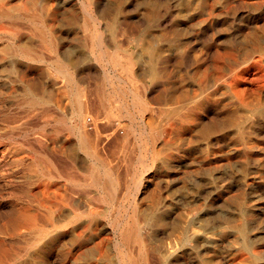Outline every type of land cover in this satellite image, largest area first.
I'll return each mask as SVG.
<instances>
[{"label":"rangeland","instance_id":"374dc122","mask_svg":"<svg viewBox=\"0 0 264 264\" xmlns=\"http://www.w3.org/2000/svg\"><path fill=\"white\" fill-rule=\"evenodd\" d=\"M27 1L37 3L35 9ZM27 1L0 0V8L3 11L10 9L8 12L14 20L22 17L16 20L19 28L10 26L11 19H0V46L4 47H0V230L4 228V232L0 231L3 242L0 241V252L3 246H9L6 264H71L72 261L73 264H94L98 256L95 246L100 243L107 256L105 264H113L115 236L109 223L115 209L127 217L125 224L129 222L131 211L136 210V225L144 240L146 264H194L196 261V264H264V54L258 58L256 53L264 51V0H195L189 5L186 0H102L104 3L95 0L97 4L92 5V10L97 12H94L96 22H99L96 26L88 22L76 0H57L60 4L56 0ZM93 1L86 0L87 4ZM34 11L38 17L42 15L43 27L46 25L43 37L28 20L36 15ZM71 12L77 13L78 20L70 18ZM96 40L100 41V48ZM21 44H34L27 56L19 49ZM248 56L258 60L255 67L249 69L252 71L236 68L235 62H242ZM61 66L66 72L59 69ZM255 70L260 73L255 74ZM107 77H111L110 81ZM215 79L219 80L218 86L208 89ZM76 99L83 105L81 118L72 115ZM28 106L32 108H26ZM28 112L33 113L29 115ZM88 118L93 122L92 129L87 124ZM80 134L86 136V146ZM91 150L100 157L89 155ZM45 154L52 160L51 168L56 173L50 172V175L43 170ZM13 159L18 163L15 164ZM90 168H95L96 181L88 172ZM211 173L213 175L209 176ZM31 177L40 178L50 185L51 191L65 196L53 198L54 203L61 202L53 203V206L70 208L77 205L81 210L90 207L101 211L106 218L102 217L98 220L99 225L93 224L85 231L82 239L78 236L83 231L81 226L86 222L85 217L62 230L66 234L56 233L58 240L46 249L45 245L31 247L30 237L34 232L21 207L27 204L31 211L45 212L37 201L30 202L26 194ZM108 181L116 185L112 197H108L102 187ZM196 224L202 226L197 228ZM191 228L202 231L199 232L201 239L188 234L193 231ZM146 238L152 239L147 241ZM25 244L28 246L23 249ZM133 250L136 253V246Z\"/></svg>","mask_w":264,"mask_h":264},{"label":"bare ground","instance_id":"6f19581e","mask_svg":"<svg viewBox=\"0 0 264 264\" xmlns=\"http://www.w3.org/2000/svg\"><path fill=\"white\" fill-rule=\"evenodd\" d=\"M18 1V0H17ZM27 1V0H26ZM31 1V0H30ZM54 1V0H53ZM78 3H80V5H81V7H82V9H83V11L82 12H84V14H85V16H86V18H88L87 20H88V22L90 21V24H92L93 26L95 25L96 26V24H98L99 22H96L97 21V16H95L94 14V12H96V11H94L93 12V10H92V5H95V4H97V1H93V2H91L90 4H87V2H86V0H76ZM100 1H102V0H100ZM113 1V0H112ZM117 1V0H116ZM122 1H124V0H122ZM141 1V0H140ZM182 1V0H181ZM195 0H186V4L187 5H189V4H192L193 2H194ZM210 1H212V0H210ZM230 1V0H229ZM259 1V0H258ZM2 2V1H1ZM21 2H23V1H21ZM27 2H29V1H27ZM52 2V1H51ZM50 2V3H51ZM56 2H58L57 0H56ZM70 2V1H69ZM69 2H67V3H69ZM72 2V1H71ZM103 2V1H102ZM133 2V1H132ZM158 2V1H157ZM164 2V1H163ZM236 2V1H235ZM15 3V2H14ZM46 3H47V1H46ZM50 3H48V5H50ZM59 4H60V1L58 2ZM66 3V4H67ZM101 3V2H100ZM104 3V2H103ZM126 3V2H125ZM130 3V2H129ZM152 3V2H151ZM183 3V2H182ZM185 3V2H184ZM183 3V4H184ZM236 3H238V2H236ZM249 3H251V2H249ZM4 4H6V3H4ZM8 4V3H7ZM6 4V5H7ZM20 4V3H19ZM26 4V3H25ZM29 4H31L32 5V7L34 8V6L36 7L37 6V3H35V2H29ZM38 4H40V3H38ZM42 4V3H41ZM55 4V3H54ZM53 4V5H54ZM72 4V3H71ZM75 4V3H74ZM110 4V3H109ZM123 5H124V3H122ZM127 4V3H126ZM131 4V3H130ZM152 4H154V3H152ZM160 4V3H159ZM162 4V3H161ZM234 4V3H233ZM247 4V3H246ZM254 4V3H253ZM260 4H261V1H260ZM259 4V5H260ZM9 5V4H8ZM12 5V4H11ZM47 5V4H46ZM57 5V4H56ZM64 5V4H63ZM70 5V4H69ZM101 5V4H100ZM106 5V4H105ZM128 5V4H127ZM126 5V6H127ZM133 5V4H132ZM164 5V4H163ZM163 5H161V6H163ZM186 5V6H187ZM210 5H211V3H210ZM258 5V4H257ZM20 6H22L21 4H20ZM51 6H52V3H51ZM72 6V5H71ZM156 6V5H155ZM212 6V5H211ZM211 6H210V8H211ZM263 6V5H262ZM261 6V7H262ZM1 7V6H0ZM6 7H8V6H6ZM18 7V6H17ZM75 7H76V5H75ZM158 7V6H157ZM183 7H185L184 5H183ZM218 7H219V5H218ZM52 8V7H51ZM50 8V9H51ZM61 8V7H60ZM68 8H70V6L68 7ZM67 8V9H68ZM73 8V7H72ZM103 8V7H102ZM159 8V7H158ZM163 8H165V7H163ZM207 8V7H206ZM214 8H216V6L214 7ZM15 9V8H14ZM21 9V8H20ZM35 9V8H34ZM65 9L66 8H64V11H65ZM74 9V8H73ZM99 9V8H98ZM185 9H187V8H185ZM8 10V9H7ZM10 10V9H9ZM8 10V11H9ZM16 10H17V8H16ZM24 10V9H23ZM52 10V9H51ZM54 10V9H53ZM75 10H76V8H75ZM79 10V9H78ZM96 10H97V8H96ZM105 10V9H104ZM146 10V9H145ZM159 10H162V8L161 9H159ZM179 10H181V9H179ZM216 10V9H215ZM240 10V9H239ZM8 11H3V9H1L0 8V19H3V18H8V19H11L12 20V22H11V25L10 26H13V27H18V25H17V23H16V20H19V19H22V17H19V15H17L19 18H17V19H15L14 20V17H13V15L11 14V13H9ZM13 11V10H12ZM21 11V10H20ZM144 11V10H143ZM142 11V12H143ZM158 11V10H157ZM164 11V10H163ZM183 11V10H182ZM181 11V12H182ZM213 11V10H212ZM262 11V10H261ZM19 12V11H18ZM52 12V11H51ZM101 12H103V11H101ZM107 12V11H106ZM146 12H148L147 10H146ZM165 12V11H164ZM180 12V11H179ZM20 13V12H19ZM59 13V12H58ZM61 13V12H60ZM80 13V12H79ZM97 13V12H96ZM108 13V12H107ZM124 13V12H123ZM130 13V12H129ZM158 13V12H157ZM185 13V12H184ZM187 13V12H186ZM220 13V12H219ZM218 13V14H219ZM243 13H245V12H243ZM34 14H36L35 13V11H34ZM48 14V13H47ZM109 14V13H108ZM143 14V13H142ZM145 14V13H144ZM147 14V13H146ZM182 14H183V12H182ZM195 14V13H194ZM70 18H72V20H78L77 19V13L76 12H71L70 14ZM100 16H102L101 15V13L99 14ZM135 15V14H134ZM138 15V14H137ZM177 15V14H176ZM192 15V14H191ZM241 15V14H240ZM257 15V14H256ZM263 15V14H262ZM42 16V15H41ZM41 16H37V14L36 15H32V16H30V18L28 19L32 24H33V26H34V28L36 29V31H38L39 33H40V35L43 37V28L46 26H44L43 27V19H41L40 17ZM79 16V15H78ZM99 16V17H100ZM136 16V15H135ZM188 16V15H187ZM242 16V15H241ZM245 16V15H244ZM54 18L53 19H55V17L56 16H53ZM80 17V16H79ZM82 17V16H81ZM98 17V18H99ZM106 17H108V16H106ZM128 17V16H127ZM189 17V16H188ZM251 17H254V16H251ZM264 17V16H263ZM24 18V17H23ZM47 18V17H46ZM59 18V17H58ZM57 18V19H58ZM65 18V17H64ZM68 18V17H67ZM196 18H198V17H196ZM245 18V17H244ZM249 18V17H248ZM107 19V18H106ZM162 19H163V17H162ZM24 20V19H23ZM64 20V19H63ZM63 20H59V21H62V22H65V21H63ZM66 20V19H65ZM100 21H101V19H99ZM138 20V19H137ZM218 20H222V19H218ZM257 20V19H256ZM9 21V20H8ZM53 21V20H52ZM67 21H68V19H67ZM106 21V20H105ZM169 21V20H168ZM181 21V20H180ZM183 21V20H182ZM184 21H186V20H184ZM189 21V20H188ZM215 21V20H214ZM69 22H70V20H69ZM68 22V23H69ZM172 22V21H171ZM176 22V21H175ZM190 22V21H189ZM188 22V23H189ZM195 22V21H194ZM197 22V21H196ZM244 22V21H243ZM249 22V21H248ZM5 23V22H4ZM4 23H3V25H4ZM20 23V22H19ZM47 23H50V22H47ZM80 23H81V21H80ZM83 23V22H82ZM102 23V22H101ZM159 23V22H158ZM218 23H219V21H218ZM218 23H217V25H218ZM45 24V23H44ZM53 24V23H52ZM106 24V23H105ZM105 24H104V26H105ZM167 24H168V22H167ZM178 24V23H177ZM185 24H187V23H185ZM190 24V23H189ZM191 24H192V22H191ZM203 24H205V23H203ZM209 24V23H208ZM223 24H224V22H223ZM222 24V25H223ZM248 24V23H247ZM251 24H252V20H251ZM21 25V24H20ZM31 25V24H30ZM101 25V24H100ZM170 25V24H169ZM174 25V24H173ZM212 25V24H211ZM216 25V24H215ZM5 26H6V24H5ZM8 26V25H7ZM58 26H60V25H58ZM87 26V25H86ZM106 26H107V24H106ZM108 26H109V24H108ZM150 26V25H149ZM161 26V25H160ZM177 26V25H176ZM180 26V25H179ZM221 26V25H220ZM224 26V25H223ZM225 26H227V25H225ZM244 26H246V25H244ZM250 26V25H249ZM251 26H253V25H251ZM0 27H2V25H0ZM4 27V26H3ZM55 27H57V26H55ZM113 27V26H112ZM115 27V26H114ZM202 27V26H201ZM205 27V26H204ZM5 28V27H4ZM19 28V27H18ZM21 28V27H20ZM51 28V27H50ZM86 28V27H85ZM94 28V27H93ZM106 28V27H105ZM181 28V27H180ZM197 28H198V26H197ZM208 28V27H207ZM212 28V27H211ZM217 28V27H216ZM240 28V27H239ZM6 29H7V27H6ZM95 29V28H94ZM106 29H108V28H106ZM203 29V28H202ZM206 29V28H205ZM209 29V28H208ZM242 29V28H241ZM246 29V28H245ZM10 30V29H9ZM104 30V29H103ZM146 30V29H145ZM247 30V29H246ZM6 31V30H5ZM27 31V30H26ZM63 31V30H62ZM88 31V30H87ZM100 31V30H99ZM105 31H107V30H105ZM192 31V30H191ZM210 31V30H209ZM235 31V30H234ZM60 32V31H59ZM176 32V31H175ZM245 32V31H244ZM246 32H248V31H246ZM4 33V32H3ZM32 32H30V34H31ZM72 33H74V31H72ZM100 33V32H99ZM106 33V32H105ZM123 33V32H122ZM162 33H164L163 31H162ZM191 33V32H190ZM207 33V32H206ZM1 34V33H0ZM7 34V33H6ZM12 34V33H11ZM14 34V33H13ZM16 34V33H15ZM175 34H177V33H175ZM174 34V35H175ZM197 34V33H196ZM199 35V34H198ZM260 36H262L261 34H259ZM14 36V35H13ZM16 36H19L18 34L16 35ZM48 36V35H47ZM259 36V37H260ZM6 37V36H5ZM11 37V36H10ZM256 37V36H255ZM16 38V37H15ZM263 38V37H262ZM47 39H49L48 37H47ZM95 39H96V37H95ZM13 40V39H12ZM23 40V42H25L24 41V38L22 39ZM33 40V39H32ZM195 40H196V38H195ZM27 41L28 42H30L29 41V39H27ZM185 41H186V39H185ZM13 42H15V40L13 41ZM20 42V41H19ZM19 42H18V44H19ZM59 42V41H58ZM57 42V43H58ZM21 43V42H20ZM38 43V42H37ZM6 44V43H5ZM8 44V43H7ZM39 44V43H38ZM47 44H49V43H47ZM54 44V43H53ZM101 43H100V41H98V40H96V45H97V47H101V45H100ZM141 44V43H140ZM234 44V43H233ZM237 44V43H236ZM1 45V44H0ZM31 45V44H30ZM34 45V44H33ZM33 45H31V46H29V44L28 45H26V44H21L20 45V50H21V52L22 53H26V56H27V53L31 50V49H33L32 48V46ZM36 46H37V44H36ZM36 46H34L35 48H36ZM41 46V45H40ZM53 46V45H52ZM1 47V46H0ZM48 47H49V45H48ZM55 47V46H54ZM1 48H4V47H1ZM38 48V47H37ZM36 48V49H37ZM40 48H42V47H40ZM50 48V47H49ZM229 48V47H228ZM48 49V48H47ZM230 49V48H229ZM231 50V49H230ZM233 50V49H232ZM257 50V49H256ZM8 51V50H7ZM14 51V50H13ZM44 51V50H43ZM6 52V51H5ZM9 52H10V50H9ZM143 53V52H142ZM223 53V52H222ZM257 53V55H258V58H261L262 57V55L264 54V51L262 52L261 50H258V52H256ZM6 54V53H5ZM10 54L12 55L13 53H11L10 52ZM152 54H153V52H152ZM253 54V53H252ZM224 55H225V53H224ZM255 55V54H254ZM13 56V55H12ZM110 56H112V55H110ZM215 56H216V54H215ZM215 56H214V58H215ZM225 56H227V55H225ZM13 57H15V56H13ZM101 57H102V55H101ZM231 57H232V55H231ZM243 57V56H242ZM242 57H240V58H242ZM112 58V57H111ZM171 58V57H170ZM223 58V57H222ZM225 58V57H224ZM21 59V58H20ZM106 59V58H105ZM104 59V60H105ZM114 60V59H113ZM18 61H20V60H18ZM110 61H112V60H110ZM212 61V60H211ZM214 61V60H213ZM107 62V61H106ZM257 62H258V60L256 61V58L254 57V56H248L244 61H242V62H235L236 64V68L238 67V68H241L242 69V67H244L243 68V71H247V70H249V69H251V68H253V67H255V65L257 64ZM116 64V63H115ZM119 64V63H118ZM233 64V63H232ZM231 64V65H232ZM215 65V64H214ZM264 65V64H263ZM217 66V65H216ZM215 66V67H216ZM221 66H223V65H221ZM128 67V66H127ZM212 67H213V63H212ZM200 68V67H199ZM203 68V67H202ZM223 68H225L224 66H223ZM59 69L61 70V71H63V72H66L65 71V69H64V67L63 66H61V67H59ZM58 69V70H59ZM132 69V68H131ZM210 69V68H209ZM226 69V68H225ZM202 70H205V69H202ZM235 70V69H234ZM259 70V69H258ZM129 71V75L131 74L130 73V69L128 70ZM238 71V70H237ZM236 71V72H237ZM241 71V70H240ZM250 71V70H249ZM252 71V70H251ZM250 71V72H251ZM217 72V71H216ZM226 72V71H225ZM255 72V74H258V73H260V72H258V73H256V70L254 71ZM262 72V71H261ZM202 73V72H201ZM211 73H213V74H215L214 72H212L211 71ZM210 73V74H211ZM219 73V72H218ZM218 73H217V75H218ZM227 74V73H226ZM232 74V73H231ZM234 74V73H233ZM247 74H249V73H247ZM216 75V76H217ZM241 75V74H240ZM253 75H254V73H253ZM73 76H74V74H73ZM108 76V75H107ZM111 76H113V75H111ZM116 76V75H115ZM231 76V75H230ZM261 76V75H260ZM76 77V76H75ZM218 77V76H217ZM223 77V76H222ZM261 77H263V76H261ZM108 78V77H107ZM106 78V79H107ZM111 78V77H110ZM110 78H108V81H110ZM214 78H216V77H214ZM227 78V77H226ZM228 78H230V77H228ZM243 80H244V77H241ZM250 78H251V76H250ZM115 79H117V78H115ZM212 79V78H211ZM223 79V78H222ZM252 79V78H251ZM258 79V78H257ZM256 79V80H257ZM227 80V79H226ZM229 80V79H228ZM255 80V83H257V81ZM222 81V80H221ZM220 81V82H221ZM223 81H224V79H223ZM234 81V80H233ZM246 81V80H245ZM247 81H248V79H247ZM252 81V80H251ZM115 82V81H114ZM113 82V83H114ZM203 83H204V81H202ZM242 82V81H241ZM249 82V81H248ZM259 82V81H258ZM261 82V81H260ZM238 83V82H237ZM236 83V84H237ZM250 83H252V82H250ZM255 83L253 84V85H255ZM76 84V83H75ZM120 84V83H119ZM196 84V83H195ZM194 84V85H195ZM218 84H219V80H212V82H210V84H209V87H208V89H210V88H214V87H216V86H218ZM73 85V84H72ZM112 85V84H111ZM113 85H115V84H113ZM197 85V84H196ZM110 86V85H109ZM122 86V85H121ZM228 86V85H227ZM256 86V85H255ZM75 87V86H74ZM118 87V86H117ZM116 87V88H117ZM196 87V86H195ZM238 87V86H237ZM29 88V87H28ZM88 88H90V87H88ZM87 88V89H88ZM122 88V87H121ZM192 88V87H191ZM222 88V87H221ZM31 89H33L32 87H31ZM75 89V88H74ZM114 89V88H113ZM119 89H120V87H119ZM255 89H256V87H255ZM35 90V89H34ZM34 90H32V91H34ZM118 90V89H117ZM126 90V89H125ZM221 90H223V89H221ZM260 90V89H259ZM76 91V90H75ZM80 91V90H79ZM120 91V90H119ZM118 91V92H119ZM196 91V90H195ZM235 91V90H234ZM112 92V91H111ZM122 92V91H121ZM199 92V91H198ZM259 92V91H258ZM37 93V92H36ZM114 93V92H113ZM117 93V92H116ZM115 93V94H116ZM195 93V92H194ZM197 93V92H196ZM110 94V93H109ZM119 94V93H118ZM123 94V93H122ZM39 95V94H38ZM199 95V94H198ZM257 95V93L255 94V96ZM40 96V95H39ZM76 96H77V94H76ZM123 96V95H122ZM177 96V95H176ZM186 96V95H185ZM95 97V96H94ZM116 97V96H115ZM178 97V96H177ZM180 97V96H179ZM201 97V96H200ZM37 98V97H36ZM117 98H119V97H117ZM124 98V97H123ZM141 98V97H140ZM183 99H184V97H182ZM185 98H187V97H185ZM194 98V97H193ZM256 98V97H255ZM95 99V98H94ZM120 100H121V97L119 98ZM118 99V100H119ZM125 99H126V97H125ZM137 99V98H136ZM179 99H181V98H179ZM182 99V100H183ZM195 99H196V97H195ZM195 99H193V100H195ZM198 99V98H197ZM128 100V99H127ZM176 100V99H175ZM193 100H192V102H193ZM250 100V99H249ZM251 100H252V98H251ZM250 100V101H251ZM255 100V99H254ZM133 101V100H132ZM139 101V100H138ZM142 101V100H141ZM177 101H179V100H177ZM188 101V100H187ZM187 101H185V102H187ZM81 102V101H80ZM129 102V101H128ZM143 102V101H142ZM179 102H181V101H179ZM200 102V101H199ZM254 102V101H253ZM255 102H257L256 100H255ZM89 103V102H88ZM171 103H173V102H170V104ZM182 103V102H181ZM184 103V102H183ZM182 103V104H183ZM194 103V102H193ZM123 104V103H122ZM136 105H138L137 103H135ZM167 104V103H166ZM246 104V103H245ZM37 105V104H36ZM127 105V104H126ZM135 105V106H136ZM144 105H146V104H144ZM144 105H141V106H143L144 107ZM179 105V104H178ZM181 105V104H180ZM179 105V106H180ZM257 105V104H256ZM129 106V105H128ZM147 106V105H146ZM168 106V105H167ZM170 106V105H169ZM177 106V105H176ZM178 106V107H179ZM189 106H191V105H189ZM29 107H31V106H28V107H26V108H29ZM185 107V106H184ZM251 107V106H250ZM32 108V107H31ZM30 108V109H31ZM137 108V107H136ZM160 108V107H159ZM163 108V107H162ZM161 108V109H162ZM167 108L168 107H166L165 109L167 110ZM175 108V107H174ZM174 108H173V110H174ZM181 108V107H180ZM187 108V107H186ZM257 108H260V107H257ZM22 109H23V107H22ZM29 109V110H30ZM128 109V108H127ZM132 109V108H131ZM158 109V108H157ZM161 109H159V110H161ZM198 109V108H197ZM225 109V108H224ZM228 109V108H227ZM255 109V108H254ZM27 110V109H26ZM34 111H35V109H33ZM129 110V109H128ZM140 110V109H139ZM169 110H170V108H169ZM31 111V110H30ZM33 111V112H34ZM126 111V110H125ZM141 111H143L142 109H141ZM140 111V112H141ZM171 111V110H170ZM179 111H181V110H179ZM184 111V110H183ZM33 112H30V113H33ZM124 112V111H123ZM138 112V111H137ZM144 112V111H143ZM167 112V111H166ZM185 112H186V110H185ZM244 112V111H243ZM29 113V112H28ZM27 113V114H28ZM30 113H29V115H30ZM131 113V112H130ZM196 113V112H195ZM240 113H241V111H240ZM245 113V112H244ZM35 114V113H34ZM33 114V115H34ZM83 114H84V109H83V105L81 104V103H79L78 101H77V99H76V103L74 104V110H73V116H76V118H81L82 116H83ZM138 114H140V113H138ZM144 114V113H143ZM146 114V113H145ZM155 114V113H154ZM171 114V113H170ZM173 114H174V112H173ZM172 114V115H173ZM28 115V116H29ZM131 115V114H130ZM167 115V114H166ZM171 115V116H172ZM176 115V114H175ZM174 115V116H175ZM179 115V114H178ZM168 116V115H167ZM191 116V115H190ZM195 116V115H194ZM193 116V117H194ZM227 116V115H226ZM251 116V115H250ZM132 117V116H131ZM135 117H136V115H135ZM176 117V116H175ZM251 117H253V116H251ZM75 117H74V119H76ZM133 118H134V116H133ZM73 119V118H72ZM171 119V118H170ZM173 119V118H172ZM225 120H226V117L224 118ZM255 119V118H254ZM77 120V119H76ZM129 120H130V118H129ZM134 120H135V118H134ZM194 120V119H193ZM247 120V119H246ZM39 121V120H38ZM131 121V120H130ZM144 121V120H143ZM264 121V120H263ZM262 121V122H263ZM31 122V121H30ZM244 122V121H243ZM261 123V122H260ZM138 124V123H137ZM135 125V124H134ZM143 125V124H142ZM114 126V125H113ZM153 126V125H152ZM151 126V127H152ZM169 126V125H168ZM139 127V126H138ZM141 127V126H140ZM113 128V127H112ZM135 129V128H134ZM26 130V129H25ZM113 130V129H112ZM137 130V129H136ZM144 130H145V128H144ZM135 131V130H134ZM133 131V132H134ZM21 133H22V131H21ZM25 133V132H24ZM137 133V132H136ZM142 133V130H140V132H139V134H141ZM31 134H33V133H31ZM112 134V133H111ZM138 134V133H137ZM11 135V134H10ZM39 135V134H38ZM11 136H13V135H11ZM21 136V135H20ZM80 136H81V138H82V141H83V143H84V146H86V136L84 135V134H80ZM146 136V135H145ZM34 137V136H33ZM33 137L31 138V139H33ZM36 138H37V136H35ZM142 137V136H141ZM13 138V137H12ZM79 138V137H78ZM102 139V138H101ZM154 139V138H153ZM13 140V139H12ZM38 140V139H37ZM42 140V139H41ZM150 140V139H149ZM148 140V141H149ZM106 141V140H105ZM159 141V140H158ZM39 142V144H40V141H38ZM207 142V141H206ZM89 144H92V143H89ZM158 144V143H157ZM42 145V144H41ZM93 146H94V144H93ZM19 147V146H18ZM28 147H29V145H28ZM36 148V147H35ZM94 148V147H93ZM95 148H96V146H95ZM10 149H11V147H10ZM86 151V150H85ZM93 150H91V151H89L90 152V154L89 155H92L93 154V156H96V158H99L100 157V155H96V152L94 151V152H92ZM3 152V151H2ZM8 152V151H7ZM21 152V151H20ZM29 152V151H28ZM52 152V151H51ZM6 153V152H5ZM10 153H12V152H10ZM9 152H8V154H10ZM22 153V152H21ZM27 153V152H26ZM47 153V152H46ZM1 154V153H0ZM14 154H15V152H14ZM17 154V153H16ZM18 155V154H17ZM19 155H22V154H19ZM18 155V156H19ZM27 155V154H26ZM2 156V155H1ZM4 156V155H3ZM24 155H22V157H23ZM28 156V155H27ZM30 156H32V154L30 153ZM21 157V158H22ZM29 157V156H28ZM37 157H41V156H37ZM49 157V155H47V154H45V157H44V159L43 160H45V168H43V170H45L46 171V173L47 172H49V174H50V172H52V173H56V172H53L52 171V168H51V165H52V160L51 159H49L48 158ZM51 157V156H50ZM57 157V156H56ZM3 158V157H2ZM1 158V159H2ZM7 158V157H6ZM5 158V159H6ZM9 158V157H8ZM26 158V157H25ZM52 158V157H51ZM103 158V157H102ZM27 159H29V158H27ZM39 159V158H38ZM42 159V158H41ZM113 159V158H112ZM3 160V159H2ZM7 160H10V159H7ZM21 160H23V158L21 159ZM26 160V159H25ZM25 160H24V162H25ZM54 160V159H53ZM56 160V159H55ZM103 160V159H102ZM102 160H100L101 162H102ZM156 160V159H155ZM13 161H14V159H13ZM17 161H20V159L19 160H17ZM27 161V160H26ZM30 161V160H29ZM38 161V160H37ZM96 161V160H95ZM5 162V161H4ZM10 162V161H9ZM15 162V161H14ZM22 162V161H21ZM40 162H42V160L40 161ZM60 162V161H59ZM63 162V161H62ZM6 163V162H5ZM5 163H4V165H5ZM18 163V162H17ZM16 162H15V164H17ZM26 163H28V161L26 162ZM32 163V162H31ZM33 163H35L34 161H33ZM44 163H42L41 165H43ZM55 163H56V161H55ZM1 164V166H2V163H0ZM14 164V163H13ZM58 164V163H57ZM103 164V163H102ZM8 165V164H7ZM7 165L5 166L6 168H7ZM25 165V164H24ZM34 165V164H33ZM36 165V164H35ZM99 165V164H98ZM104 165V164H103ZM17 166V165H16ZM58 166V165H57ZM100 166V165H99ZM18 167V166H17ZM55 167V166H54ZM94 167H96V166H94ZM102 167V166H101ZM40 168H42V167H40ZM21 169H23V168H21ZM61 169V168H60ZM59 169V170H60ZM98 169V168H97ZM1 170V169H0ZM7 170V169H6ZM34 170V169H33ZM36 170V169H35ZM62 170V169H61ZM8 171H9V169H8ZM41 171V170H40ZM145 171V170H144ZM220 171V170H219ZM6 172V171H5ZM65 172V171H64ZM88 172H90V174L92 175V177L91 178H93V180L94 181H96L98 178L94 175V173H96L95 172V168L94 169H91L90 168V170L88 171ZM148 172V171H147ZM147 172H145V173H147ZM3 173V172H2ZM31 173V172H30ZM36 173V172H35ZM144 173V172H143ZM7 174V173H6ZM23 174H25V173H23ZM28 174V173H27ZM26 174V175H27ZM37 174V173H36ZM26 175H24L23 177H25ZM43 175V174H42ZM51 175V174H50ZM55 175V174H54ZM57 175V174H56ZM100 175H102V173L100 174ZM210 175H213V173H211V174H209V176ZM7 176V175H6ZM39 176V175H38ZM37 176V177H38ZM98 176V175H97ZM208 176V175H207ZM206 176V177H207ZM36 177V176H35ZM44 177V176H43ZM42 177V178H43ZM49 177V176H48ZM66 177V176H65ZM213 177V176H212ZM26 178V177H25ZM32 178V177H31ZM30 178V182H28V184H29V188H28V191H27V189H24V190H26L27 192H26V194L28 195V198H29V201L30 202H32V201H37V203H38V205L40 206V207H42L43 208V210L45 211L43 214H38L35 210H32L31 211V209L29 208V207H27L26 205H24V206H22L21 207V212H22V214L24 215V218L26 219V220H28V223H29V228H30V230L31 231H33L34 233V236L31 238L30 237V242H29V245L32 247H39L40 245H45L44 247H45V249H46V246H50V245H52V244H54V243H56V241L58 240V235H56L55 236V234L56 233H59L60 231H62V230H64L65 228H67L73 221H75V220H79V219H83V217H85V221L86 222H84L85 224H83L81 227H83L82 229H83V231L81 232H79L80 234H79V236H78V239H82V236H83V233L86 231L87 232V230L88 229H90L91 228V226L93 225V224H98V220L99 219H102V217H104V218H106V215H104L103 213H100L99 211H97L96 209H94V208H84L83 210H81V208L80 207H78L77 205L75 206V205H73L72 207H70V208H65V207H62L63 205H61V207L62 208H59L58 206L56 207V206H53L54 204L56 205L57 203H61V202H57V203H54V201H53V198L55 199V197L57 196V197H65V196H63V195H59L58 196V192L57 193H55L54 191H51V187H50V185H48V183L46 184L44 181H41L40 180V178L39 179H31ZM45 178V177H44ZM99 178H100V176H99ZM103 178V177H102ZM149 178V177H148ZM210 178V177H209ZM5 179V178H4ZM51 179V178H50ZM55 179V178H54ZM57 179V178H56ZM140 179V178H139ZM198 179V178H197ZM27 180V179H26ZM45 180V179H44ZM48 180V179H47ZM103 180V179H102ZM106 180H108L107 178H106ZM110 180V179H109ZM200 180V179H199ZM206 180V179H205ZM53 181V183H55L54 181L55 180H52ZM51 181V182H52ZM115 181H116V179H115ZM138 181H140V180H138ZM25 182V181H24ZM46 182H48V181H46ZM49 182H50V180H49ZM204 182H206V181H204ZM214 182V181H213ZM27 183V182H26ZM103 183V182H102ZM110 183V181H108V184L106 183V184H104L103 183V185H102V187L106 190V192H107V194L106 195H108V197H112L113 196V191H114V189H115V186L113 185V184H109ZM143 183V182H142ZM24 184V183H23ZM22 184V185H23ZM50 184V183H49ZM21 185V186H22ZM27 185V184H26ZM94 185V184H93ZM222 185V184H221ZM25 186V185H24ZM138 186H140V183L138 184ZM204 186H205V184H204ZM26 187V186H25ZM28 187V186H27ZM134 187H136V183H134ZM220 187V186H219ZM23 188V187H22ZM21 188V189H22ZM34 188H36L37 190L36 191H34L35 189ZM61 188H62V186H61ZM137 188V187H136ZM55 189V188H54ZM146 189V188H145ZM210 189V188H209ZM224 189V188H223ZM228 189H229V187H228ZM23 189H22V191H24ZM68 190V189H67ZM102 190V189H101ZM206 190V189H205ZM211 190V189H210ZM20 191V190H19ZM61 191V190H60ZM59 191V193L61 194V192ZM65 191V190H64ZM104 191V190H103ZM215 191V190H214ZM121 192V191H120ZM205 192V191H204ZM207 192V191H206ZM216 192V191H215ZM221 192V191H220ZM117 193V192H116ZM222 193V192H221ZM229 193V192H228ZM231 193V192H230ZM67 194H69V193H67ZM138 194V193H137ZM204 194V193H203ZM18 195L20 196V193H18ZM22 195H23V193H22ZM25 195V194H24ZM23 195V196H24ZM65 195H66V193H65ZM72 195V194H71ZM74 195V194H73ZM77 195H78V193H77ZM79 195H81V194H79ZM78 195V196H79ZM105 195V196H106ZM205 195V194H204ZM203 195V196H204ZM206 195H207V193H206ZM211 195V194H210ZM213 195H215V194H213ZM12 196V195H11ZM69 196V195H68ZM82 196V195H81ZM200 196V195H199ZM15 197V196H14ZM59 197V198H60ZM71 197V196H70ZM75 197V196H74ZM220 197H222V196H220ZM24 198V197H23ZM27 198V199H28ZM67 198V197H66ZM64 199V198H62L61 200H67V199ZM77 198V197H76ZM86 197L84 196V199H85ZM106 198H107V196H106ZM105 198V199H106ZM206 198V197H205ZM213 198V197H212ZM95 199V198H94ZM101 199V198H100ZM209 199V198H208ZM215 199V198H214ZM20 200V199H19ZM79 200V199H78ZM89 200V199H88ZM99 200V199H98ZM102 200V199H101ZM104 200V199H103ZM221 200H224V199H221ZM29 201H28V203H29ZM56 201H58V200H56ZM68 201V200H67ZM73 201V200H72ZM92 201V200H91ZM107 201V200H106ZM202 201V200H201ZM20 202V201H19ZM21 202H27V200L25 201H22L21 200ZM71 202V201H70ZM69 202V203H70ZM76 202V201H75ZM75 202H73V203H75ZM88 202V201H87ZM99 202H101V201H99ZM103 202V201H102ZM113 202V201H112ZM205 202V201H204ZM212 202V201H211ZM35 203V202H34ZM37 203H35V204H37ZM54 203V204H53ZM72 203V202H71ZM91 203V202H90ZM116 202H114V204H115ZM134 203V202H133ZM206 203V202H205ZM24 204V203H23ZM32 204V203H31ZM65 204V203H64ZM67 204H68V202H67ZM82 204V203H81ZM93 204H95V203H93ZM117 204V203H116ZM201 204H203L204 205V203H201ZM11 205V204H10ZM12 205H14V203L12 204ZM18 205V204H17ZM20 205V204H19ZM29 205V204H28ZM58 205V204H57ZM60 205V204H59ZM72 205V204H71ZM83 205V204H82ZM96 205H97V203H96ZM134 205V204H133ZM256 205V204H255ZM52 206H53V208H52ZM69 206V205H68ZM91 206V205H90ZM99 206V205H98ZM97 206V207H98ZM117 206V205H116ZM205 206V205H204ZM204 206H202V207H204ZM261 206V205H260ZM96 207V206H95ZM101 207H102V205H101ZM215 208H218V207H216V206H214ZM16 208V207H15ZM100 208V207H99ZM206 208V207H205ZM210 208V207H209ZM212 208H213V206H212ZM211 208V209H212ZM34 209H36V208H34ZM105 209V208H104ZM104 209H103V211H104ZM122 209V208H121ZM204 209V208H203ZM220 209V208H219ZM20 210V209H19ZM18 210V211H19ZM42 210V209H41ZM42 210V211H43ZM108 210V209H107ZM200 209H198V211H199ZM202 210V209H201ZM208 210H210V209H208ZM234 210V209H233ZM33 211H35V213L33 212ZM40 212V211H39ZM112 212V211H111ZM128 212V211H127ZM132 212V214L131 215H128V217H129V222H127L126 224H125V220H126V216L124 215V213L122 214V212H121V210H119V209H115L114 211H113V213H112V220L110 219V221H111V223H109L110 224V226H111V230H112V232H113V235L115 236V240H114V248H115V252H116V254H115V260H114V262H113V264H146V262H145V258H144V240H143V237L141 236V234H140V232H139V227L136 225V210H132L131 211ZM208 212V211H207ZM41 213V212H40ZM106 213V212H105ZM107 213H108V211H107ZM110 213V212H109ZM129 213V212H128ZM216 213V212H215ZM57 214V215H56ZM202 214V213H201ZM205 214V213H204ZM210 214V213H209ZM208 214V215H209ZM150 215V214H149ZM148 215V216H149ZM207 215V214H206ZM205 215V216H206ZM213 215V214H212ZM39 216H41L40 218L42 219H39ZM109 216H110V214H109ZM145 216V215H144ZM12 217V216H11ZM141 217V216H140ZM208 217V216H207ZM210 217V216H209ZM24 218H22V219H24ZM147 218V217H146ZM199 218V217H198ZM203 218H204V216H203ZM202 218V219H203ZM13 219H14V217H13ZM21 219V218H20ZM25 219H24V221H25ZM201 219V218H200ZM199 219V220H200ZM11 220H12V218H11ZM139 220H140V218H139ZM143 220V219H142ZM189 220V219H188ZM13 221V220H12ZM16 221H18V219L16 220ZM79 221H81V220H79ZM166 221V220H165ZM190 221V220H189ZM202 222H203V220H201ZM204 221H205V219H204ZM15 222V221H14ZM13 222V223H14ZM20 222H22V220L20 221ZM182 222H184L183 220H182ZM182 222H180V223H182ZM191 222V221H190ZM196 222V221H195ZM202 222H200V224L202 223ZM207 222V221H206ZM140 223V222H139ZM142 223V222H141ZM141 223H140V225H141ZM7 224V223H6ZM10 224V223H9ZM22 225H23V223H21ZM161 224V223H160ZM177 224H179L178 223V221H177ZM176 224V225H177ZM203 224V223H202ZM3 225H4V222H3ZM16 226H18L17 224H15ZM74 225V224H73ZM76 225V224H75ZM99 225V224H98ZM108 225V224H107ZM173 225V227H174V224H172ZM197 225V224H196ZM220 225V224H219ZM0 226H2V225H0ZM6 226V225H5ZM19 226H21L20 224H19ZM18 226V227H19ZM71 226V225H70ZM69 226V227H70ZM179 226V225H178ZM181 226H182V224H181ZM183 226H186V224L185 225H183ZM187 226H189V224L187 225ZM195 226V225H194ZM198 226H202V225H197V228H198ZM10 227V226H9ZM13 227H14V225H13ZM22 227V226H21ZM97 227V226H96ZM101 227H103L102 225H101ZM109 227V226H108ZM171 227V226H170ZM196 227V226H195ZM2 228V227H1ZM16 228V227H15ZM80 228V227H79ZM217 228V227H216ZM10 229H11V227H10ZM20 229V228H19ZM19 229H17V230H19ZM68 229V228H67ZM73 229V228H72ZM71 229V230H72ZM174 230H175V228H173ZM183 229H185V228H183ZM192 229V228H191ZM245 229V228H244ZM13 230H14V228H13ZM13 230H12V233H13ZM75 230H77V228H75ZM109 230V229H108ZM176 230H178V229H176ZM193 230V229H192ZM197 230V229H196ZM1 231V230H0ZM5 231H6V229H5ZM27 231V230H26ZM25 231V232H26ZM30 231V232H31ZM78 231V230H77ZM95 231H97L96 229H95ZM101 231V230H100ZM99 231V232H100ZM103 231H104V229H103ZM149 231V230H148ZM241 231V230H240ZM1 232H4V228H3V230L1 231ZM21 232V231H20ZM65 232V231H64ZM63 231H62V233H64ZM68 232V231H67ZM108 232V231H107ZM160 232V231H159ZM176 232V231H175ZM179 232V231H178ZM180 232H181V229H180ZM200 233L202 232L201 230L199 231ZM199 232H197V231H195V230H193L191 233L189 232L188 234H192V236L193 237H198V238H200L201 239V235H200V233ZM73 233V232H72ZM10 234V233H9ZM16 234H19V233H16ZM25 234V233H24ZM31 234H32V232H31ZM65 234H66V232H65ZM89 234V233H88ZM87 234V235H88ZM160 234V233H159ZM162 234V233H161ZM173 234V233H172ZM20 235H23V234H20ZM63 235V234H62ZM61 234H60V236H62ZM73 235V234H72ZM71 235V236H72ZM146 235V234H145ZM184 235V234H183ZM210 235V234H209ZM256 235V234H255ZM8 236H10V235H8ZM13 236V235H12ZM11 236V237H12ZM26 236V235H25ZM64 236V235H63ZM70 236V235H69ZM68 236V237H69ZM70 236V237H71ZM151 236V235H150ZM160 236V235H159ZM182 236V235H181ZM190 236V235H189ZM6 237V236H5ZM5 237H3V240H4V238ZM20 237V236H19ZM100 237V236H99ZM183 237V236H182ZM216 238L215 239H217V237L218 236H215ZM2 238V237H1ZM15 238V237H14ZM27 238H29V237H27ZM57 238V239H56ZM96 238V237H95ZM175 238H176V236H175ZM13 239V238H12ZM11 239V240H12ZM20 239V241H21V238H19ZM25 239V238H24ZM100 239V238H99ZM107 239H108V237H107ZM114 239V238H113ZM147 239H149V238H146V240ZM152 239V238H151ZM151 239H149V240H151ZM183 239H184V237H183ZM186 239V238H185ZM248 239V238H247ZM6 240H8V239H6ZM16 240H18V237L16 238ZM27 240H29V239H27ZM63 240V239H62ZM73 240H75V239H73ZM72 240V241H73ZM97 239H95L94 241H96ZM101 240V239H100ZM105 240V239H104ZM111 240V239H110ZM245 240V239H244ZM1 241V240H0ZM5 241V240H4ZM91 241H92V239H91ZM148 241V240H147ZM182 241V240H181ZM199 241V240H198ZM207 241L208 242H210L211 241V239H210V237H208L207 238ZM217 241V240H216ZM2 242V241H1ZM13 242H15V241H13ZM19 242V241H18ZM24 242H25V240H24ZM100 242V241H99ZM98 242V243H99ZM177 242V241H176ZM197 242V241H196ZM195 242V243H196ZM200 242V241H199ZM205 242V241H204ZM3 243V242H2ZM1 243V244H2ZM15 243H17V242H15ZM23 243V242H22ZM59 243V242H58ZM72 243V242H71ZM70 243V244H71ZM89 243V242H88ZM92 243H94V242H92ZM105 243V242H104ZM110 243V242H109ZM198 243V242H197ZM196 243V244H197ZM201 243H202V241H201ZM200 243V244H201ZM207 243V242H206ZM28 244V243H27ZM69 244V245H70ZM96 244V243H95ZM111 244V243H110ZM109 244V245H110ZM152 244V243H151ZM177 244H179V243H177ZM181 244V243H180ZM183 244V243H182ZM187 244V243H186ZM205 244V243H204ZM210 244V243H209ZM3 245V244H2ZM13 245V244H12ZM16 245V244H15ZM17 245H18V243H17ZM89 245V244H88ZM87 245V246H88ZM104 245H106V243L104 244ZM108 245V244H107ZM213 245H214V243H213ZM8 246V245H7ZM25 246H26V244H25ZM28 246V245H27ZM27 246L25 247V248H23V249H26L27 248ZM59 246V245H58ZM112 246V245H111ZM110 246V247H111ZM134 246H136V253H135V250H133L134 249ZM246 246H248V245H246ZM9 247V246H8ZM7 247V248H8ZM22 247H23V245H22ZM42 247V246H41ZM43 247V248H44ZM94 247V246H93ZM106 247V246H105ZM148 247H150L151 248V246H148ZM178 247V246H177ZM180 247V246H179ZM194 247V246H193ZM250 247V246H249ZM3 249L1 250V252H3V253H1V255H0V264H6V263H8L7 262V260L6 259H8L9 260V258L8 257H6V252L9 250V249H7L6 247H2ZM15 248V247H14ZM72 248H75V246L74 247H72ZM81 248V247H80ZM88 248V247H87ZM150 248H149V252H150ZM196 248V247H195ZM12 249V248H11ZM15 249H17V247L15 248ZM23 249H22V251H23ZM33 248H31V250H32ZM39 249V248H38ZM50 249V248H49ZM77 249H78V247H77ZM85 249H86V246H85ZM95 249L98 251V256H97V258H96V260H95V262H93L94 264H105V260L107 259V256L105 255V250L102 248V245H101V243L100 244H97L96 246H95ZM156 249V248H155ZM175 249H176V247H175ZM188 249V248H187ZM193 249V248H192ZM198 249V248H197ZM207 249V248H206ZM210 249V248H209ZM19 249H17V251H18ZM43 250V249H42ZM82 250H83V248H82ZM82 250H80L81 252H82ZM152 250V249H151ZM154 250V249H153ZM165 250H167V249H165ZM165 250L163 249V251L165 252ZM27 251V250H26ZM35 251V250H34ZM43 251H45V250H43ZM47 251H49L50 252V250H47ZM74 251H75V249H74ZM79 251V252H80ZM84 251V250H83ZM88 251V250H87ZM168 251V250H167ZM167 251H166V253H167ZM176 251V250H175ZM186 251V250H185ZM185 251H183V253L185 252ZM204 251V250H203ZM28 252V251H27ZM40 252H41V250H40ZM40 252L38 253V254H40ZM68 251H66V253H67ZM73 252V251H72ZM78 252V251H77ZM80 252V253H81ZM84 252H86V251H84ZM91 252V251H90ZM90 252H88L89 254H90ZM111 252V250L109 251V253ZM152 252V251H151ZM156 252H158L157 250H156ZM188 252V251H187ZM209 252V251H208ZM8 253V252H7ZM9 253H11L10 251H9ZM21 253V252H20ZM24 253V252H23ZM45 253V252H44ZM83 253V252H82ZM113 253H114V251H113ZM154 251H153V255H154ZM189 253V252H188ZM18 254H19V252H18ZM25 254V253H24ZM48 254V253H47ZM77 254V253H76ZM111 255H112V252L110 253ZM150 254V253H149ZM12 255H13V253H12ZM20 255V254H19ZM34 255H35V253H34ZM81 255H83V254H81ZM152 255V254H151ZM155 255H157V254H155ZM163 255V254H162ZM161 255V256H162ZM8 256V255H7ZM14 256V255H13ZM12 256V257H13ZM150 256V255H149ZM190 256H192V255H190ZM189 256V257H190ZM202 256V255H201ZM21 257V256H20ZM24 257V256H23ZM41 257V256H40ZM75 257V256H74ZM78 257V256H77ZM84 257V256H83ZM96 257V256H95ZM113 257V256H112ZM152 257V256H151ZM159 257V256H158ZM163 257V256H162ZM183 257V256H182ZM15 258H18L17 257V255H16V257ZM79 258H80V255H79ZM88 258V257H87ZM86 258V259H87ZM94 258V257H93ZM153 258V257H152ZM195 258V257H194ZM25 259V258H24ZM43 259V258H42ZM47 259V258H46ZM74 259V258H73ZM72 259V260H73ZM89 259V258H88ZM178 259V258H177ZM177 259H175V260H177ZM11 260V259H10ZM65 260V259H64ZM81 260H83V259H81ZM93 260V259H92ZM155 260H157V258L155 259ZM166 260V259H165ZM169 260V259H168ZM19 261V260H18ZM40 261H42V260H40ZM69 261V260H68ZM67 261V262H68ZM77 261H78V259H77ZM85 261V260H84ZM196 261V260H195ZM194 261V262H195ZM14 261H12L11 263H13ZM64 262V261H63ZM73 262V261H72ZM72 262H70L71 264H73ZM89 262H90V260H89ZM172 262V261H171ZM179 262V261H178ZM197 262V261H196ZM196 262L194 263V264H196ZM15 263V262H14ZM43 263V262H42ZM79 263V262H78ZM107 263V262H106ZM157 263V262H156ZM159 263V262H158ZM160 263H162L161 261H160ZM173 263H176L175 261L173 262ZM110 264V263H109ZM112 264V263H111Z\"/></svg>","mask_w":264,"mask_h":264},{"label":"built area","instance_id":"2783aa9c","mask_svg":"<svg viewBox=\"0 0 264 264\" xmlns=\"http://www.w3.org/2000/svg\"><path fill=\"white\" fill-rule=\"evenodd\" d=\"M87 124H88V126H89L90 129L93 128V122H92V120L90 118H88Z\"/></svg>","mask_w":264,"mask_h":264}]
</instances>
